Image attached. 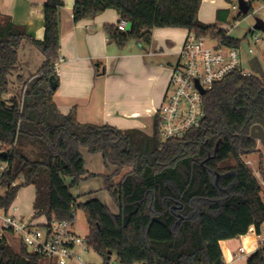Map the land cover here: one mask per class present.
I'll return each instance as SVG.
<instances>
[{
  "label": "trees",
  "instance_id": "16d2710c",
  "mask_svg": "<svg viewBox=\"0 0 264 264\" xmlns=\"http://www.w3.org/2000/svg\"><path fill=\"white\" fill-rule=\"evenodd\" d=\"M201 4L202 0H76L73 18L79 21L115 9L130 24L126 31L105 26L120 48L130 40L151 43L155 28L185 29L240 48L242 39L199 20ZM63 6L62 0L46 1L43 40L0 12V164L8 162L0 180L5 188L0 208L11 209L20 190L32 185L34 218L74 221L77 209L85 212L87 247L102 257L103 264H110L114 253L120 264H224L221 240L239 238L252 227L257 235L263 232L264 188L243 156L257 146L252 127L264 128V75L234 72L217 82L204 95L201 126L182 139L164 143L158 117L152 135L82 124L75 110L62 114L53 102L56 89L50 78L55 75L58 81ZM248 14L240 12L237 19ZM26 42L40 48L44 62L22 96L7 100L10 77L19 68V50ZM83 148L101 154L107 167H115L106 178V189L117 213L98 198L78 203L72 194V187L96 175L86 168ZM126 168L130 171L122 175ZM259 169L264 180L262 163ZM66 177L72 179L69 185ZM42 259L25 246L18 253L6 238L0 239V264H40ZM244 264H264V245L249 253Z\"/></svg>",
  "mask_w": 264,
  "mask_h": 264
},
{
  "label": "crops",
  "instance_id": "0c3cea01",
  "mask_svg": "<svg viewBox=\"0 0 264 264\" xmlns=\"http://www.w3.org/2000/svg\"><path fill=\"white\" fill-rule=\"evenodd\" d=\"M46 1L0 0V12L14 23L24 26L36 40H43V8ZM62 1L60 60L55 68L58 87L53 96L57 109L65 115L75 110L82 124L111 125L122 130L138 129L152 135L156 112L169 88L171 67L180 61V50L189 32L179 28H155L151 43L130 40L124 48H120L105 31L106 25L118 26L121 21L115 9H106L93 18L74 21L76 0ZM235 3V0H202L198 18L236 38L230 33L234 27L230 28L232 20L237 21L241 12L233 8ZM233 10L238 11L237 16L232 13ZM250 49L247 55L253 52ZM240 50L247 69L260 71L262 64L259 59L249 58L242 52V46ZM19 59V68L13 76L24 85L39 74L44 56L39 47L26 42L19 50ZM34 199L35 191L30 200L31 206ZM23 208L22 202L13 209L18 217H31L37 224L47 221L44 215L34 218V209L31 212L26 211L27 207ZM38 218H42V221H38ZM249 233L258 236L254 227ZM14 238L17 237L6 236L9 244H14ZM232 241H220L224 263L244 264L245 260H241L246 259V255L238 257L239 246L236 248ZM40 264H44V258Z\"/></svg>",
  "mask_w": 264,
  "mask_h": 264
},
{
  "label": "built area",
  "instance_id": "2783aa9c",
  "mask_svg": "<svg viewBox=\"0 0 264 264\" xmlns=\"http://www.w3.org/2000/svg\"><path fill=\"white\" fill-rule=\"evenodd\" d=\"M235 1L233 8L239 9L238 0ZM245 1L250 5L251 11L253 0ZM128 25L126 20H121L118 28L126 31ZM255 39L259 38L256 36ZM206 40V37L189 33L180 50V61L171 67L169 88L156 112L164 143L171 139H182L190 130L201 126L205 117L204 95L217 82L234 72L243 76L253 74L244 67L240 48L227 46L221 40H214L213 46H207ZM246 163L253 167L251 161ZM7 170L8 162H2L0 180ZM254 172L258 179L262 177L258 169L254 168ZM261 185L264 188V180ZM4 191L5 188L0 184V198L3 197ZM7 235L16 236L21 246L29 249V253L39 255L51 264H86L79 254L80 249H88L86 237L75 229L74 221L47 220L43 224H37L31 218L18 217L12 208H0V239L6 238ZM257 243L258 247L264 245L263 234L257 236ZM245 254V248L240 246L238 257Z\"/></svg>",
  "mask_w": 264,
  "mask_h": 264
},
{
  "label": "rangeland",
  "instance_id": "374dc122",
  "mask_svg": "<svg viewBox=\"0 0 264 264\" xmlns=\"http://www.w3.org/2000/svg\"><path fill=\"white\" fill-rule=\"evenodd\" d=\"M240 12V11H239ZM234 15L237 16L238 11H232ZM261 19L264 21V0H253L252 2V10L250 13L244 17L241 20H232V26H234L231 30V35L235 36L238 39H242V52L247 55L249 48L253 49V52L250 55H247L249 58H257L261 62V70L260 72H257L258 75L263 76L264 75V32L254 29L253 26L256 23V19ZM258 36L259 39L256 40L255 37ZM215 44L214 40L211 38H207L206 45L207 46H213ZM244 56V55H243ZM245 57V56H244ZM244 59V58H243ZM246 60L244 61V67L247 69ZM263 68V69H262ZM10 91L8 94H6L5 98L9 100L13 95L22 96L23 91L27 88V85L31 81H27L26 83L21 84L17 78H15L13 75L10 77ZM23 85V86H22ZM152 133V131L150 130ZM82 154L85 159L86 168L89 170V172L96 174L94 177H91L89 179H86L81 184L76 185L71 188L72 194L77 198V202H87L91 199L98 198L102 202L106 203L109 208L116 212L118 209L116 208V205L112 199L111 194L107 189H105L107 185L106 178L112 174L115 167L109 166L107 167L104 163L103 157L101 154H90L86 148L82 149ZM243 158L246 161H251L253 163V167L259 169L260 163L263 164L264 167V147L263 145L258 141L257 146L254 151L248 153L247 155H244ZM253 173L254 168L250 166ZM130 168H126L122 175L129 172ZM121 176L115 177L114 182H118L120 180ZM71 178L66 177L65 181L69 185L71 183ZM261 183L263 180V177L258 179ZM34 187L32 185L23 187L21 191L19 192L18 198L15 200L12 210L15 209L20 203H24V208L27 210L33 211V206L30 205V200L32 198V195H34ZM21 206V205H20ZM19 208V207H18ZM33 216V214H32ZM27 218V217H26ZM31 218V217H30ZM38 221H42V218H38ZM74 225L75 229L84 237H87L89 234V226L86 221L85 212L82 209H77L75 213L74 218ZM264 227V226H263ZM264 235V230L262 232ZM242 242H241V240ZM240 239H233L232 244L237 248L238 246H243L246 250V256L255 251V249L259 248L257 243V237L254 234H246L243 235ZM14 244H10L12 248L16 252L21 251V246L19 243L18 238L13 239ZM29 250V249H28ZM79 254L82 257V260L86 264H103L102 257L96 253L92 249H86L83 251L80 249ZM245 259H242L241 262H244ZM44 264H51L47 259H44ZM110 264H120L119 259L117 255L114 253L111 256Z\"/></svg>",
  "mask_w": 264,
  "mask_h": 264
},
{
  "label": "water",
  "instance_id": "95a60500",
  "mask_svg": "<svg viewBox=\"0 0 264 264\" xmlns=\"http://www.w3.org/2000/svg\"><path fill=\"white\" fill-rule=\"evenodd\" d=\"M238 7H239V10L243 14H248L250 11V5L245 0H238ZM253 28L264 32V21L257 18L256 23L253 26ZM50 82H51L52 88L57 89L58 81L55 75L51 76ZM201 92L204 93V90L201 89ZM251 136L257 139L264 147V128L261 125L256 124L252 127ZM218 147H219V143L217 144L215 152L218 151ZM6 156H7V153H4V157Z\"/></svg>",
  "mask_w": 264,
  "mask_h": 264
}]
</instances>
